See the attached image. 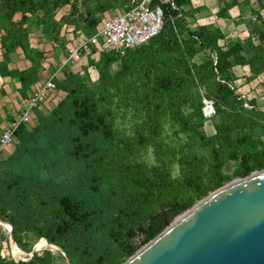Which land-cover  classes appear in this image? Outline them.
Segmentation results:
<instances>
[{
	"label": "trees",
	"instance_id": "1",
	"mask_svg": "<svg viewBox=\"0 0 264 264\" xmlns=\"http://www.w3.org/2000/svg\"><path fill=\"white\" fill-rule=\"evenodd\" d=\"M115 1L0 0L4 58L20 47L32 62L27 70L0 73L17 76L25 92L42 69L43 54L30 46L24 21L48 20L41 32L58 41L63 25L96 29L98 14ZM65 5L69 12L56 20ZM162 7L158 35L123 56L91 59L96 80L66 69L56 82L64 97L37 114L35 127L15 132L0 171V216L22 248L23 235L36 232L71 264H123L163 230L164 218L264 168V110L254 100L246 106L229 85L237 65L248 66L249 77L264 73L262 17L248 23L251 42L222 44L226 31L218 24L191 27L190 0ZM113 59L119 60L114 70ZM204 100L212 104L210 116ZM207 120L211 134L203 129ZM51 258L50 250L35 252L22 264H51ZM0 264H8L1 255Z\"/></svg>",
	"mask_w": 264,
	"mask_h": 264
},
{
	"label": "water",
	"instance_id": "2",
	"mask_svg": "<svg viewBox=\"0 0 264 264\" xmlns=\"http://www.w3.org/2000/svg\"><path fill=\"white\" fill-rule=\"evenodd\" d=\"M211 108L204 106V115ZM164 225L123 264H264V168L232 179ZM8 235L12 250L17 244L11 224ZM44 239L71 264L60 247ZM37 250L33 246L29 256Z\"/></svg>",
	"mask_w": 264,
	"mask_h": 264
},
{
	"label": "rangeland",
	"instance_id": "3",
	"mask_svg": "<svg viewBox=\"0 0 264 264\" xmlns=\"http://www.w3.org/2000/svg\"><path fill=\"white\" fill-rule=\"evenodd\" d=\"M137 1L139 0H116L111 8H109L105 12L98 14L99 22L113 15L122 13ZM190 1L192 7L194 8L193 17L195 18V22H192L190 24L191 27L195 28L197 24H205L211 22L218 24L222 29L226 31L227 40H221L220 42L222 44H226L228 39L236 38L251 42V39L249 38L248 23L255 21L256 14H259L264 21V0H236L237 3L232 0ZM79 2L80 0H78V3ZM67 8V5L62 7L59 10V13H61L63 10H67ZM185 8H187V6ZM20 16L21 14L17 13L15 15V20L18 21ZM46 23H48V20L45 21L44 18L37 16L31 17L28 20L24 21L22 23V26L23 28H26L29 33H31V36L38 35L44 37L46 41H49L41 32ZM81 31L84 33V35L90 36L95 32V29L90 31L82 29ZM99 46L100 49L92 47L89 53L106 54L107 57H109L110 54H116L114 51L110 50L101 39L99 40ZM66 52L68 53V51ZM92 60L93 63L94 58ZM109 65L111 69H117L119 66V60L113 59ZM234 71L238 76L233 85L235 93L243 97L246 106L250 107L248 101L254 100L256 106L264 110V73H258L254 76L249 77L250 72L248 66L246 65H237L234 67ZM89 74L90 77L95 79L96 72L94 69L89 72ZM206 116L210 115L207 114ZM203 129L207 134L213 133V122L211 120H207ZM9 154L10 153L6 152V154L0 158V171L5 167L6 159L8 158ZM184 213L185 212L181 214L171 215L169 218H164L163 222L167 220L168 222L172 223ZM0 220L10 224L7 218H3L2 216H0ZM8 228L9 227L0 222V255L8 262V264H22V262L27 261L30 258L29 253L32 247L35 246L36 243L39 244L40 241L44 239V237L38 235L36 232L25 233L23 235V241L21 243L22 245H25V248H22V246L16 243L19 247V255L15 256L13 249L11 250L9 248ZM165 228L166 225H164L163 230ZM45 250H50V247L40 246L37 252L38 254L43 255ZM50 251L52 253L51 264H65V257L61 252H58L56 250ZM19 261L21 263H18Z\"/></svg>",
	"mask_w": 264,
	"mask_h": 264
},
{
	"label": "crops",
	"instance_id": "4",
	"mask_svg": "<svg viewBox=\"0 0 264 264\" xmlns=\"http://www.w3.org/2000/svg\"><path fill=\"white\" fill-rule=\"evenodd\" d=\"M66 6V5H65ZM67 10H63L59 13V10L54 18L59 20V18L69 12L70 6L67 5ZM64 7V6H63ZM66 9V8H64ZM3 30L0 28V69L3 70H27L32 66V62L26 58L23 50L20 47H16L14 51L8 53L7 58H4V51L2 48V35ZM84 33L75 28L74 25H63L58 41H46L44 37L28 34V41L32 48L40 50L43 54L41 59L42 69L38 72L36 80L30 85L29 89L22 92L21 81L17 76L10 75L8 73H0V131L4 126L11 121L22 105V100L27 98L39 85H41L45 80L52 79L55 83L61 81L65 78L64 72L66 69H71L74 71H85L91 72L93 69L96 72V77L92 80L98 78V71L95 66L90 63L91 59L97 60L100 54L85 52L82 55L81 60L75 65L71 63L64 64L65 58L69 55V50L71 47L76 45ZM100 49L99 47L95 46ZM68 51V53L66 52ZM93 68V69H92ZM90 75V74H89ZM65 93L58 89L50 95V97L42 103L37 109L34 110L32 115V122L25 126L27 129H32L38 123L37 114L43 113L47 114L56 105V103L64 97ZM14 150V144L6 148L0 157L7 153H12ZM9 154V155H10Z\"/></svg>",
	"mask_w": 264,
	"mask_h": 264
},
{
	"label": "built area",
	"instance_id": "5",
	"mask_svg": "<svg viewBox=\"0 0 264 264\" xmlns=\"http://www.w3.org/2000/svg\"><path fill=\"white\" fill-rule=\"evenodd\" d=\"M168 1L139 0L122 13L102 20L97 24L92 35H83L80 41L70 48L64 64L75 65L85 52H90L92 47L100 48V39L119 56H123L128 49L147 43L162 30L164 22L162 3ZM171 5L175 7L172 2ZM229 85L231 88L234 87ZM55 90H57L56 83L52 79H47L22 100V105L16 116L0 131V155L6 148L12 146L15 132L21 126H28L32 122L34 110L44 103ZM204 102L205 106H212L211 102L207 100ZM210 114L211 112L208 113V115Z\"/></svg>",
	"mask_w": 264,
	"mask_h": 264
},
{
	"label": "bare ground",
	"instance_id": "6",
	"mask_svg": "<svg viewBox=\"0 0 264 264\" xmlns=\"http://www.w3.org/2000/svg\"><path fill=\"white\" fill-rule=\"evenodd\" d=\"M0 222H1L2 224L6 225L7 227H9V224H8V223L3 222L2 220H0ZM35 246H36V248L39 249L40 246H49V245L46 243V240L43 239V240L40 241L39 244L36 243ZM18 248H19V247L16 245V246L14 247V249H13V252H14L15 256H18V255H19Z\"/></svg>",
	"mask_w": 264,
	"mask_h": 264
}]
</instances>
